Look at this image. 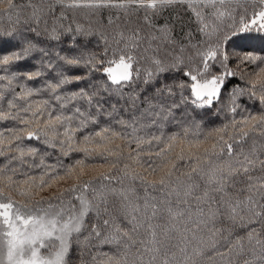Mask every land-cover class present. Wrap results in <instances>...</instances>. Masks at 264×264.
Instances as JSON below:
<instances>
[{"label": "snow or ice", "instance_id": "obj_1", "mask_svg": "<svg viewBox=\"0 0 264 264\" xmlns=\"http://www.w3.org/2000/svg\"><path fill=\"white\" fill-rule=\"evenodd\" d=\"M0 264H264V0H0Z\"/></svg>", "mask_w": 264, "mask_h": 264}]
</instances>
